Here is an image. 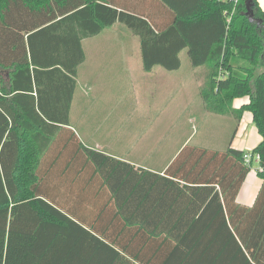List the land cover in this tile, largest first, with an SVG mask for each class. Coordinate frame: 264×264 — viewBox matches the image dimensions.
Wrapping results in <instances>:
<instances>
[{"label":"trees","instance_id":"1","mask_svg":"<svg viewBox=\"0 0 264 264\" xmlns=\"http://www.w3.org/2000/svg\"><path fill=\"white\" fill-rule=\"evenodd\" d=\"M116 22L138 38L144 72L178 70L185 50L204 110L236 125L250 111L261 141L186 144L164 175L85 146L71 121L83 41ZM247 152L261 180L251 206L236 202ZM211 218L218 226H195ZM6 237L10 264L21 252L25 264H264L258 1L0 0V252Z\"/></svg>","mask_w":264,"mask_h":264},{"label":"rangeland","instance_id":"2","mask_svg":"<svg viewBox=\"0 0 264 264\" xmlns=\"http://www.w3.org/2000/svg\"><path fill=\"white\" fill-rule=\"evenodd\" d=\"M260 2L264 6V0ZM83 46L87 62L78 71V91L86 92L87 98L101 107L118 112L117 124L126 137L121 140L123 144H135L138 155L147 153L161 162L170 158L183 143V146L223 150L232 133L235 134L234 118L204 110L185 50L180 53L178 70L155 67L151 72H144L138 38L120 22L85 40ZM89 70L93 85L87 83ZM241 122L243 131L236 138H242L245 145L250 139L247 149L251 150L256 142L253 135H259L249 112ZM256 167L254 163L244 187L251 181Z\"/></svg>","mask_w":264,"mask_h":264},{"label":"crops","instance_id":"3","mask_svg":"<svg viewBox=\"0 0 264 264\" xmlns=\"http://www.w3.org/2000/svg\"><path fill=\"white\" fill-rule=\"evenodd\" d=\"M259 6L264 9L263 4L260 2V0H257ZM100 34V33H99ZM98 34V35H99ZM96 35V36H98ZM96 36H93L91 38H94ZM87 38V39H91ZM85 39V40H87ZM84 40V41H85ZM83 41V42H84ZM86 54V53H85ZM87 62V54L86 59L84 61V65ZM91 64V63H90ZM92 64L90 65L91 69ZM79 71V70H78ZM90 70L87 74L88 84H94L93 79H90ZM79 77V75H78ZM86 79V81H87ZM79 80V78L77 79ZM86 92H79L78 89L76 91L73 106L71 110V121H72V128L75 131L76 135L78 136L79 140L85 145L90 148H95L97 150L103 151L111 156L120 158L124 161L130 162L132 164H135L136 166H142L144 168L157 171L159 174L164 175L163 171L168 166V164L173 160L175 155L178 153L181 147H183V144L181 147H179L175 153L168 159L156 162V159H153L152 156L147 153L138 155V151L136 152V146L133 143H124L121 139L126 140L125 135H122L120 133V126L117 124L119 122L118 118V112L112 109L103 108L100 106L99 103L96 104L95 100H89L87 98ZM248 97H237L233 99V107L238 108L241 105L248 102ZM77 104V105H76ZM99 106V107H98ZM251 115L252 120V114L250 111H244L239 122L236 125L235 134L233 138L231 139V145L235 148L241 149V150H248L247 147L250 145V139H247L246 145L243 144L244 140L242 138L238 139L236 138L237 134H240L243 131L242 128V118L245 113H248ZM74 121V122H73ZM97 121V122H96ZM108 121H111V123H106ZM116 122V124H115ZM253 123V122H252ZM256 132L258 133L257 128L255 127ZM244 134V133H243ZM253 134V133H252ZM258 137L253 135L252 139L255 142V144L252 146L253 148L261 141L262 137L258 133ZM248 138V135H246ZM200 146V145H199ZM204 147V146H202ZM207 148V146H206ZM209 148V147H208ZM150 153V152H149ZM257 164V163H256ZM251 171V170H250ZM250 171L246 175L244 182L242 183V186L240 190L238 191V194L236 196V202L238 204L244 205V206H251L255 200V197L257 195L258 189L261 184L260 178L256 174V169L254 172H252L253 176L251 177V181L249 184L245 186V183L249 177ZM75 178L76 176L73 175ZM60 194V192H59ZM75 195H72L70 201L73 202ZM81 204L76 208V211L80 214H84V203L80 201ZM214 210V209H213ZM195 226L198 227H216L218 226L217 221L215 218H211L206 221H200ZM75 228V226L72 224L70 225V228ZM71 238L74 236V232L70 234ZM8 241L7 237L3 246L2 252H0V264H10L9 262V253H8ZM16 264H25V257L23 256V252L20 254V260H17ZM34 264V263H33Z\"/></svg>","mask_w":264,"mask_h":264},{"label":"built area","instance_id":"4","mask_svg":"<svg viewBox=\"0 0 264 264\" xmlns=\"http://www.w3.org/2000/svg\"><path fill=\"white\" fill-rule=\"evenodd\" d=\"M244 159L247 163H250L251 160L257 163L259 160V154L258 153L251 154L250 152H247L244 154Z\"/></svg>","mask_w":264,"mask_h":264},{"label":"water","instance_id":"5","mask_svg":"<svg viewBox=\"0 0 264 264\" xmlns=\"http://www.w3.org/2000/svg\"><path fill=\"white\" fill-rule=\"evenodd\" d=\"M247 7H248V9H247V13L249 14V17H250L251 19H253L252 10H251V8L249 7V5H247Z\"/></svg>","mask_w":264,"mask_h":264}]
</instances>
